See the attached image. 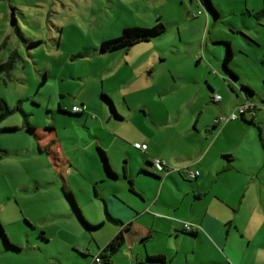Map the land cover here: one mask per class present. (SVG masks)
<instances>
[{
    "label": "rangeland",
    "instance_id": "rangeland-1",
    "mask_svg": "<svg viewBox=\"0 0 264 264\" xmlns=\"http://www.w3.org/2000/svg\"><path fill=\"white\" fill-rule=\"evenodd\" d=\"M212 2L218 18L199 0H0V46H3L0 62L17 56L11 74L0 75V98L13 109L21 101V108L27 114L14 112L0 123V130L9 125L21 128L26 118L36 129L34 133L25 129L0 132L1 219L5 225L10 223L12 241L24 248L22 252L10 250L11 257L0 259V264H91L92 258L123 230L108 218L106 207L97 199L94 188L81 192L74 185L83 217L90 225L103 224L98 229L85 226L67 197L68 185L60 169L63 167H59L54 140L51 141L55 139L72 158L77 147V165L82 164L94 174L93 156L88 154L94 133L89 128L94 121L92 115L101 121L102 104L99 111L72 116L70 111L59 114V100L67 102L69 107L79 105L80 99L99 102L98 87H101L120 96L126 91L132 103L138 105L140 111L123 109V119L113 117L109 124L119 128L123 145L111 147L110 155L121 176L114 181V186L143 201L131 186L150 197L154 180L125 178V167L137 171L144 157L140 151L127 153L125 143L133 145L135 139L149 144L156 142L159 147L153 149L154 155H147L157 159L164 151L162 147L167 145L186 147L206 138L213 140L219 128L212 135L206 130L211 131L214 112H220L221 108L212 100L208 84V75L215 66L210 71L206 61H216L220 68L227 42L235 54L231 68L256 88L257 96H264V82L260 77L264 68L257 66V58L253 56L260 49L259 43L264 42V17L257 15L264 8V0ZM199 11L203 14L199 15ZM158 19L166 26L162 35L128 49L100 51L102 42L118 38L125 28L152 27ZM140 67L146 68L145 75L138 73ZM47 129L54 130L49 137ZM39 146H50V149L41 154ZM217 147L233 150L237 158H247L252 164L259 163L264 156V147L260 140L253 138L252 132H229L222 136ZM95 151L98 155L96 146ZM181 156L186 157L188 153ZM226 175L220 174L215 182H210L212 192L196 205L202 209L210 206L212 212L224 217L236 216L238 225H233L231 232L228 226L224 229L229 240L226 253L231 264H255L256 241L261 235L255 234L256 225L264 217V193L254 184L247 188V176L227 179ZM180 177L184 182H191ZM237 188L240 191L235 193ZM110 189L109 186L107 190ZM219 190L237 194L236 204L241 208L230 206L227 201L218 202ZM177 199L180 197L174 198ZM23 213L36 224L29 225ZM201 214L202 210L192 212L186 206L179 210L176 220L184 223L190 216ZM41 232L46 239L39 237ZM127 233H124L123 248L105 255L113 264H147L135 255L140 250L145 256L144 241L138 242L140 245L133 251ZM254 235L250 246L253 254L248 248ZM188 236L177 238L176 235L171 239L176 262L188 257L191 264H212L219 258L218 250L223 254L221 247L216 250L205 239ZM166 240L164 234H157L156 239L147 243L150 248L161 247Z\"/></svg>",
    "mask_w": 264,
    "mask_h": 264
},
{
    "label": "crops",
    "instance_id": "crops-1",
    "mask_svg": "<svg viewBox=\"0 0 264 264\" xmlns=\"http://www.w3.org/2000/svg\"><path fill=\"white\" fill-rule=\"evenodd\" d=\"M185 2L186 0H182ZM208 19V18H207ZM217 41H220L217 39ZM259 50L253 53V56L257 58V66H264L261 64V61L264 57V42L259 43ZM219 61L220 55H218ZM202 59H200L201 61ZM122 63H124L125 58H122ZM207 62V66L210 68L213 67V70L210 75H208L209 84L213 87L214 92L218 93L222 96V100L219 105L220 112H214L213 120H212V128L209 132L206 130L209 135H212L216 129L219 128L217 135L213 138V140L206 138L205 141L195 145L190 144L186 147H183L178 144H171L165 147L163 152L160 153V156L157 159H161L166 162L167 166L170 169V174L168 176H163L164 174L160 172L153 164L154 158L148 156L147 153L154 155V148L159 147V144L154 142L149 144L144 140L135 139L133 140L134 144H130L129 142L125 143V151L127 153H138L139 149L135 148L134 145L136 143H143L148 145V150L144 153L143 161L139 162V166L137 171H130L128 167H125V178H132L135 180L137 177H143L144 179H148L154 181V192L149 197L142 190H138L135 186H132V191H137L138 196L141 198L140 201L134 195L130 194L127 190L121 188H117L114 186V181L116 179L108 178L102 164L99 159V154L97 155L95 151V146L97 148L103 149L109 159V163L111 165L112 170L117 174L118 179L121 178L119 171L114 167V162L111 159L110 149L111 147L118 146L123 147L120 140L121 137L118 136L119 128L116 125H110L113 120V115L107 109H105V105L99 99V102H92L89 100L80 99V103L78 106H84L86 113L83 115H89L90 112L99 111V108L102 104L101 111V121H97L96 115H94V121L90 124V131L94 133V140L90 142L91 147L88 148V154L93 156V161L95 164L94 174L90 173L88 168H84L82 164L77 165V147H75L76 156L71 157L70 154L65 152V148H61L60 144L56 142L55 139L53 142V148L56 150L55 156L58 161L59 167L62 169V177L65 179L68 185V191L72 192L75 197V188L74 185L77 186L80 191H91L93 188L95 190V195L100 203H103L106 207L107 212L112 215L114 218L120 220L123 224V228H129L127 233L128 240H130L133 251L137 250V247L140 245L142 240L144 241V245L146 248V254H142L139 250L137 251V259L141 262H145L147 264H191L193 263L186 257L183 261L176 262L175 255L173 254L172 242L171 239L177 235V238L180 236H188L190 233H195L194 237L200 239L203 238L208 241L216 250L221 247L223 254L218 250V259L213 260L212 264H231V258L226 253V248L228 246L229 240L228 237L225 236V226H228L229 232L232 231L233 225H238L236 223L237 218L234 215H221L218 212H215L210 209V206L205 207L204 209L200 208L196 204L203 200L210 191L212 192V187L209 188L210 182H215L220 174H227V179L231 178L230 176H234V179L241 178L240 176H247L249 182L246 184L247 188H250L252 184L256 186L258 191L264 193V156L262 155L261 161L258 163H250L247 158H237L236 154L233 150H225L226 148L217 147L222 136H225L229 132H239L246 131L252 132L253 138L260 140L264 147V96H257L256 88L251 84L244 81L243 77L240 73L233 69V71L238 75V80L236 83L241 87L242 85H246L254 91V94H249L245 90L241 91H233L229 87L225 81H223L220 77L215 75V71H219L222 73V67H218L216 61ZM121 65V64H120ZM125 65H129V62H126ZM134 70V69H133ZM258 70L259 69L258 67ZM261 72V80L264 82V71ZM112 73V70L110 74ZM138 73L140 75H145L146 68L140 67L138 69ZM240 76V77H239ZM217 78V79H216ZM61 92V90L59 89ZM99 95L102 92L108 94L113 100L118 113L122 114V110L126 109L129 111H140L138 105L132 103L126 91L122 93V95H118L115 92H108L106 89H102L98 87ZM256 91V92H255ZM213 92V93H214ZM236 94V97L233 94ZM248 101L259 104L262 106L260 110L255 111V113H247L245 115L246 120L254 122L255 125L250 123H246L241 119L237 121H231L228 123L221 122L220 124H216L215 120L220 118L221 116H228L232 113L234 108L240 104H245ZM60 106L58 107L59 114L62 113L60 110L72 111V107L76 106L73 104L72 107H69L68 103L65 101L59 100ZM50 105V104H48ZM107 108V107H106ZM141 109H145L140 107ZM71 115V114H70ZM122 117V116H121ZM117 119V118H116ZM123 119V117H122ZM118 119V120H122ZM108 121V122H107ZM9 127H17V126H7ZM208 127V126H206ZM49 134H52L53 131H45ZM117 133V134H116ZM244 137H248L247 134ZM48 140V138H47ZM198 145H201L200 147ZM243 145V142L240 144ZM254 145L256 143L254 142ZM161 147V146H160ZM262 147V148H263ZM50 148V147H49ZM93 148V149H92ZM186 148L194 149L195 151L189 152ZM216 148V149H215ZM243 149V147L241 146ZM83 151H86L85 148H80ZM181 151V152H180ZM98 152V150H97ZM141 152V151H140ZM180 152V154H179ZM143 153V152H141ZM188 153V156L183 157L181 154ZM190 153V154H189ZM82 160V159H81ZM189 161L191 164H189ZM238 161V162H237ZM189 166L190 170L199 171L200 175L191 179L187 176V174L180 173L178 170L181 168H186ZM140 169V170H139ZM147 173H145V172ZM88 173L90 174V178H88ZM182 176L184 179H188L191 181L190 183L184 182L183 179L179 176ZM155 175V176H154ZM129 178V179H130ZM71 179L73 180V184H71ZM82 180H86L87 182L83 183ZM161 180V183L159 182ZM193 181V182H192ZM133 182V181H132ZM134 185V182H133ZM111 187L110 191H108V187ZM238 189V190H237ZM234 189L235 193L240 191V188ZM220 191V198L218 202L227 201L228 205L241 208L240 204H236V195L230 194L229 192ZM182 194V195H180ZM90 196V194H89ZM112 196L118 198L120 201H116ZM176 196H179L180 199L174 200ZM77 201V198H75ZM96 199V200H97ZM78 204V203H77ZM186 206H190V210L193 212L195 209L202 210V214L198 217L190 216L186 219L188 223L193 227V231H186L184 227V223L176 220V217L179 215V210L183 209ZM2 205L0 203V226L4 228V231L10 240L16 247L19 248L18 251L22 252L24 249L21 244H15L12 241L13 235L8 227L9 224H3V220L1 219L2 215ZM229 211H231L228 208ZM237 212V210L235 211ZM24 214V213H23ZM25 218L29 225H35L36 223L29 218L26 214H24ZM264 216V215H263ZM262 217V215H261ZM260 221V222H259ZM258 224L256 225V233H261L260 237L256 241V252L254 257L255 264H264V217L259 219ZM102 224V223H100ZM238 231L240 229L237 227ZM262 230V231H261ZM182 231V232H181ZM243 232V231H242ZM157 234H164L167 237L166 242L163 246H152L151 248L148 246V241L154 240L157 237ZM244 234V232H243ZM28 239L30 240V236L27 234ZM255 235L249 240V248L251 249V242L254 240ZM252 239V240H251ZM4 242L2 240V236L0 234V259H8L11 257L9 254L10 250H6ZM14 251V250H13ZM248 252L254 251L251 249ZM19 253V252H17ZM244 253V252H242ZM162 255L165 257L166 262H148L147 257L149 256H159Z\"/></svg>",
    "mask_w": 264,
    "mask_h": 264
},
{
    "label": "trees",
    "instance_id": "trees-1",
    "mask_svg": "<svg viewBox=\"0 0 264 264\" xmlns=\"http://www.w3.org/2000/svg\"><path fill=\"white\" fill-rule=\"evenodd\" d=\"M199 1L205 7H207V9L209 10L210 13L214 14L215 18L219 17V13L216 10V8L214 7L212 0H199ZM209 12L207 11L208 15H209ZM198 14L202 15L203 11H199ZM257 15L260 16V17L261 16L264 17V8L261 9L258 12ZM13 23H16L15 19H13ZM165 31H166V26L161 21V19H158L156 24L154 26H152V27H147V28H142V27L125 28L123 30V33L121 34V36H119L118 38L102 42L101 47H100V51L103 52V53H107V52H114V51L128 49L129 47H132L133 45H136L138 43L150 41L154 37L162 35L163 33H165ZM226 45H227V52H226V55H225V57H224V59L222 61V66H221L222 67V73L219 72V71H217V72L215 71V75L217 77H220L223 81H225L227 83L228 87L231 88L233 91H238V90L241 91V87H242V89L245 90L246 92H248L249 94H254V91L251 88H249L247 86H244V85H242L240 87L236 83V80H238L239 78H238V75L233 71V68H231V64H232V62L234 60L235 54H234V51H233L230 43L227 42ZM2 49H3V46L1 45L0 46V54H1ZM16 60H17V56L16 55H12L7 61L0 62V75L1 74H6V75L9 76L11 74V70L13 69V65H14ZM261 64L264 66V57H263V59L261 61ZM208 84H209V81H208ZM209 88L212 91L211 92L212 93V100L216 104H220L221 100H222V96L219 95L218 93H215L213 87L210 84H209ZM216 97H220V99L216 100ZM100 100L109 109V111L111 112V115H113L117 119H122V117L120 116V114L118 113V111L116 109V106H115L113 100L111 99V97L108 94H106L105 92H102L101 95H100ZM249 103L253 104V109H248L242 114L240 113L237 116L236 119L230 120L228 122L237 121V120L241 119L242 121L246 122L247 124L250 123L252 125H255L254 122L246 120L245 115L247 113H253L254 114L255 111L260 110L262 108V106L259 105V104L250 102V101H248L245 104H240L238 106H241V105L242 106H246ZM20 104H21V101L18 103L16 108L13 109V108H11L9 106L8 102L5 99L0 98V123L3 122L4 120L8 119L14 112H17V111H19L24 116H26L27 114L23 112ZM238 106H236L234 108V110L232 111V113L230 115L221 116L220 118L216 119L215 120L216 124L218 125L221 122H224L222 120L223 117L229 118L236 111ZM74 107L82 108V110L81 111H75ZM60 111L62 113L66 112V110H63V109H61ZM70 113H71L72 116L73 115H76V116L77 115H82L83 116V114L86 113V110L84 109V106L82 107V106L76 105V106L72 107V111ZM91 118L94 119V115H92ZM228 122H224V123H228ZM21 129H25L27 132H31V133H34L36 131V129L32 127V125L29 123L28 119L26 118L25 124H24L23 127H21V128H19V127H9V128H5V129L0 130V132H3V133H5V132H14V131H18V130H21ZM50 130L53 131V129H47V131H50ZM49 147L50 146L42 148L41 146H39L40 153L43 154L44 152L49 151V149H50ZM97 150H98L100 162L102 164V167H103L107 177L111 178V179H116V178L118 179L117 174L111 168V165L109 163V159H108V156H107L106 152L103 149H101V148H97ZM155 160L156 159H154V161ZM159 160H161V159H159ZM161 161H163V160H161ZM163 162H165V161H163ZM153 164H154V162H153ZM166 167L170 171V169L167 166V164H166ZM178 171L180 173L187 174V176L189 178H191V179H195V178H197L200 175L199 171L190 170L189 166H187L186 168H181ZM191 171L192 172H198L199 175L197 177H191L190 176V172ZM145 173H147V172H145ZM163 176H165V174ZM130 183H131V185H133L132 181H130ZM131 188H132V186H131ZM67 197H68L69 201L71 202L73 208L75 209V211L79 215L80 219L82 220V222L85 224V226L87 228H89V229H98V228H100L103 225V224H99L97 226L90 225L86 221V219L83 217L82 212H81V210H80V208H79V206L77 204V201H76L73 193L69 192ZM107 216H108V218L111 221H114V222L120 224L122 227H124V224L120 220L114 218L108 212H107ZM125 231H129V228H127V227L123 228V230H121L108 243V245L104 249H102L100 251V253H98L103 264H113L108 259V257L105 255V253L108 252V251H111L112 253H115V252H117V251H119V250H121L123 248V245L125 244V234H124ZM0 234L2 236V240L4 242L6 250H19L18 247H16L15 245L11 244V242L8 239V237H7V235H6L5 231H4V228L2 226H0ZM43 234L44 233L41 232L39 237L43 238V239H46V237H44ZM190 234L195 236V233H190ZM96 256H94L92 258V261H93V259ZM92 261H91V263H92ZM147 261L148 262L165 263L166 259L162 255L149 256V257H147Z\"/></svg>",
    "mask_w": 264,
    "mask_h": 264
},
{
    "label": "built area",
    "instance_id": "built-area-1",
    "mask_svg": "<svg viewBox=\"0 0 264 264\" xmlns=\"http://www.w3.org/2000/svg\"><path fill=\"white\" fill-rule=\"evenodd\" d=\"M220 99V97H216V100H219ZM248 109H253V104H251V103H249L248 105H246V106H238L237 107V109H236V111L229 117V118H226V117H223L222 118V120L224 121V122H228V121H230V120H234V119H236L237 118V116L241 113H244L246 110H248ZM74 110L75 111H81L82 110V108H79V107H74ZM135 148H137V149H139L141 152H143V153H146L147 152V150H148V145L147 144H143V143H136L135 145ZM154 166L160 171V172H163L164 174H165V176H167L169 173H170V171L167 169V167H166V163L165 162H163V161H161V160H159V159H156L155 161H154ZM199 175V173L198 172H190V176L191 177H197ZM184 227H185V230L186 231H188V232H190V231H193V227L190 225V224H188V223H186L185 225H184ZM91 264H103L102 263V260L100 259V256H99V254L93 259V261H92V263Z\"/></svg>",
    "mask_w": 264,
    "mask_h": 264
}]
</instances>
